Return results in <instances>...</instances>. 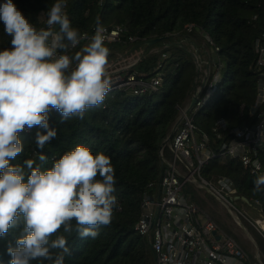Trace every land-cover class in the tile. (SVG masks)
Returning <instances> with one entry per match:
<instances>
[{
	"label": "trees",
	"instance_id": "obj_1",
	"mask_svg": "<svg viewBox=\"0 0 264 264\" xmlns=\"http://www.w3.org/2000/svg\"><path fill=\"white\" fill-rule=\"evenodd\" d=\"M13 2L31 23L37 24L41 12L47 15L55 0ZM66 15L80 33L94 32L97 18L104 27L126 26L120 41L105 43L110 49L109 63L127 47L140 52L141 45L151 38L171 39L172 43L166 48L148 52L133 64L123 79L134 75L139 80L149 81L160 74L161 82L156 89L144 94L134 93L127 85L114 88L106 94L104 102L89 109L82 120L72 117L62 122L61 114L50 110L49 126L56 129L57 136L40 149L36 145V132L43 133L44 129L36 126L29 134L19 133L23 151L10 163L23 166L26 159H33L41 170H50L56 159L78 144H84L93 153L104 152L115 169L113 195L122 198L124 208L113 212L109 226H99L100 234L95 239L81 238L75 231L64 233L61 227L58 234L66 236L71 250L65 264H155L151 245L135 230V224L141 215L145 190L150 182L158 181L162 173L160 153L164 140L194 87L196 62L191 48L183 40L212 49L205 34L210 36L224 62L222 80L214 96L196 112L194 121L208 132L220 117H225L230 127L249 123L255 120L249 115V108L256 100L258 81L254 70V41L264 31V0H67ZM55 30L58 31L59 26ZM130 36L136 40H130ZM10 39L0 24V50L10 48ZM89 42L82 40L69 50V55ZM212 142L217 149L222 140L212 134ZM40 154L46 157L45 162L39 161ZM261 159L264 163V149ZM201 175L213 184L220 176L230 177L235 194L246 196L251 204L242 200L245 205L259 207L264 215V191H253V181L259 175L246 171L238 158L229 155L213 158L203 166ZM72 224L75 228V221ZM20 231V228H10L0 237V264H10L7 247L15 246Z\"/></svg>",
	"mask_w": 264,
	"mask_h": 264
},
{
	"label": "clouds",
	"instance_id": "obj_2",
	"mask_svg": "<svg viewBox=\"0 0 264 264\" xmlns=\"http://www.w3.org/2000/svg\"><path fill=\"white\" fill-rule=\"evenodd\" d=\"M66 6L67 0H55L47 27L37 29L13 0L0 2V24L11 38V47L0 50V237L10 228L21 230L15 246L7 247L10 264H65L71 250L66 236L58 234L61 227L95 239L119 207L115 169L104 152L78 144L50 170H41L33 159L23 166L10 163L23 151L19 133L25 128L45 130L36 132L40 149L57 136L49 126L50 110H57L62 122L82 120L110 91L107 29L97 18L90 42L69 55L88 37L72 27ZM38 159L46 161L43 154ZM253 183L254 192L264 191V175Z\"/></svg>",
	"mask_w": 264,
	"mask_h": 264
},
{
	"label": "built area",
	"instance_id": "obj_3",
	"mask_svg": "<svg viewBox=\"0 0 264 264\" xmlns=\"http://www.w3.org/2000/svg\"><path fill=\"white\" fill-rule=\"evenodd\" d=\"M46 20L47 15L41 12L39 23L33 25L37 29L46 28ZM105 28V43L120 41L126 32L123 24ZM94 32L82 34H87L90 41ZM205 37L211 42L212 51L217 57L213 60L211 53L210 56L204 53L205 71L201 82H198L201 65L196 49L192 47L198 71L194 88L187 102L180 107L181 120L164 140L161 148L163 170L159 180L150 182L142 196L141 215L135 230L150 243L155 264H260L236 236L226 232L199 205L194 199L195 193L186 190L187 187L192 190L196 182L201 181L234 204L231 194H235L236 189L230 177L220 176L213 184L201 175L203 166L219 156L236 157L246 171L264 175L261 159V150L264 149V31L254 41V70L258 74V81L256 100L249 108V115L255 120L230 127L228 120L220 117L213 124L211 132L201 128L194 121V115L214 96L222 80L224 62L218 55L219 47L210 36L205 34ZM129 39L134 41L136 37L130 36ZM160 82V74L149 81L130 75L126 80L111 83L110 90L127 85L133 88L134 93L144 94L156 89ZM196 86L200 90L198 95ZM194 96H197L196 102L190 107ZM33 129L25 128L21 133L29 134ZM212 134L215 139L222 140L217 149L213 146ZM116 197L119 207L113 212H120L124 202L119 196Z\"/></svg>",
	"mask_w": 264,
	"mask_h": 264
},
{
	"label": "rangeland",
	"instance_id": "obj_4",
	"mask_svg": "<svg viewBox=\"0 0 264 264\" xmlns=\"http://www.w3.org/2000/svg\"><path fill=\"white\" fill-rule=\"evenodd\" d=\"M189 42V40H187ZM187 44V42H185ZM165 47L155 48V50L150 53L158 52ZM204 53L212 54L213 60L216 59L217 55L213 53L212 49L208 46H201ZM133 47H127L125 52L117 53V57L108 63V74L111 83L120 82L126 76L127 70L132 66L130 62L132 59H136L139 52L131 51ZM131 51V52H129ZM129 52V53H128ZM210 56V55H209ZM110 83V84H111ZM194 88V87H193ZM171 132V130H170ZM169 132V133H170ZM188 193H195L196 200L199 205L220 224V226L228 233L236 236L242 245L245 247L246 251L253 255L256 251H259L264 258V252L260 248L257 240L259 241L261 247L264 249V230L256 222L259 215H263V212L259 207L245 205V203L240 199L236 198V194L232 193L231 199L233 203L239 208V210L244 214L240 221L242 226L238 224L236 219L223 207L215 197L209 194L205 190H197L192 187V190L187 187ZM251 236H248V234Z\"/></svg>",
	"mask_w": 264,
	"mask_h": 264
},
{
	"label": "bare ground",
	"instance_id": "obj_5",
	"mask_svg": "<svg viewBox=\"0 0 264 264\" xmlns=\"http://www.w3.org/2000/svg\"><path fill=\"white\" fill-rule=\"evenodd\" d=\"M183 42L184 43L187 42V44L186 43L185 44L188 45L192 49V43L190 41L188 42L186 40H183ZM171 43H172V40L169 38H166L164 40L159 41L158 43H154V44H148L147 43V44L141 45L140 52H139L137 58L132 59V61L130 62V65L137 63L140 59H142L144 56H146L148 54V52L155 50V48L165 47V46L167 47ZM195 51H196V54L199 58L200 65H201V72L198 75L197 80H198V82H201V78L203 77V73L205 71L206 59L204 56V52L200 47L198 49H196ZM193 188H195L197 190L207 191L209 194H211L213 197H215V199H217V201H219L223 207H225L227 209V211L236 219L238 224H240L241 226L243 225L242 222L240 221V219H241V217H244V216L238 210L236 205L232 204L229 200H227L226 198L221 196L217 191H215L214 189H212L209 186H206L201 181H197L196 186ZM256 222L259 224V226L262 229H264V215H262V214L259 215V217L256 219ZM248 236H250V235L248 234ZM253 255H254L255 259L258 261V263L264 264V258L259 251H256V253Z\"/></svg>",
	"mask_w": 264,
	"mask_h": 264
},
{
	"label": "water",
	"instance_id": "obj_6",
	"mask_svg": "<svg viewBox=\"0 0 264 264\" xmlns=\"http://www.w3.org/2000/svg\"><path fill=\"white\" fill-rule=\"evenodd\" d=\"M165 38H166V36H163V37H155V38L149 39L147 42H148V44H154V43H158L161 40H164ZM191 43H192V47H194L195 49H198V46L196 45V43H194L193 41H191ZM191 52L194 55V50L191 49ZM107 71H108V67H107ZM197 74H198V71L196 72V75ZM195 92H196V95H198L200 93V90L198 89L197 86L195 88ZM196 99H197V96H194L192 98L190 107H192L195 104ZM181 118H182V116L179 114L178 117H177V119L175 120L172 128H171V131L179 123V121L181 120ZM160 154H161V157H162V153H160ZM235 197L236 198H240L241 200H244L248 204H251V201L246 196H244V195H242V196L241 195H236Z\"/></svg>",
	"mask_w": 264,
	"mask_h": 264
}]
</instances>
